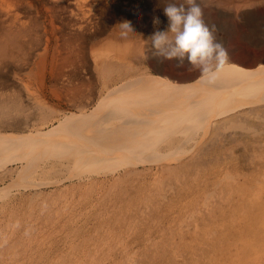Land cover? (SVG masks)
Returning <instances> with one entry per match:
<instances>
[{
    "label": "bare ground",
    "instance_id": "obj_1",
    "mask_svg": "<svg viewBox=\"0 0 264 264\" xmlns=\"http://www.w3.org/2000/svg\"><path fill=\"white\" fill-rule=\"evenodd\" d=\"M132 1L0 0V69L20 67L25 78L21 83L24 96L19 90H8L14 82L0 75V182L10 177L7 184H0V200L13 204L18 193L42 199V188H52L48 196L57 194L64 203L71 197L73 206L89 201L90 211L93 202L118 201L119 208L128 207L121 215L130 218L152 212V201L160 198L165 202L164 214L183 215L181 223L209 215L212 210L219 213L225 205L229 220H220L221 226L214 231L209 227L211 232L227 228L230 230L225 235L229 237L231 231L242 235L247 231L254 241L263 243V8L248 0L230 5L237 12L234 26L241 25L238 38L246 41V46L241 45L238 56L225 47L222 32L226 27L222 23L215 37L227 50L228 61L214 76L202 77L199 71L176 75L173 67L161 70L154 60V73L137 66L132 58L142 46L132 43L140 36L135 33L124 37L129 42L120 46L111 44L105 50L93 51L88 47L104 33L123 37L110 19L118 10L121 14L124 7L129 9ZM201 3L212 5L211 0ZM243 7L254 8L239 12ZM143 15L144 22L138 18L136 30L153 33V18ZM121 16L126 19L127 15ZM63 27L66 32L60 31ZM30 54L35 56L32 61ZM57 88H66L63 99L67 111L62 100L58 102ZM85 88L90 90L82 91ZM226 138L235 139V144L224 142L229 140ZM207 164L211 167H205ZM247 166L253 168L254 177H244ZM75 192L77 202L72 200ZM128 193H132L127 199L130 204L125 201ZM28 203L32 206L34 201ZM99 211L107 210L103 207ZM9 212L14 214L12 208ZM245 221L251 225H243ZM236 255L246 261L243 264H255L247 261V252Z\"/></svg>",
    "mask_w": 264,
    "mask_h": 264
},
{
    "label": "rangeland",
    "instance_id": "obj_2",
    "mask_svg": "<svg viewBox=\"0 0 264 264\" xmlns=\"http://www.w3.org/2000/svg\"><path fill=\"white\" fill-rule=\"evenodd\" d=\"M133 1L129 5L130 7L132 6L131 8L129 7L128 9L127 7L125 9V7L123 6L124 11L121 12V14L124 16L127 15L126 19L125 17L124 19H122L123 17L121 16L120 11L118 10L119 14L117 13L116 16L114 15V17L110 19V23L111 25H113L114 23L118 25V23H120L123 20H129L132 22V25L135 30V34L137 36L140 35L138 36L137 41L135 42L132 41V43L135 46L137 47L142 46V49L139 50L138 48L139 53L137 51L135 57L132 58L133 61H135L134 63L137 66L146 67L152 72L153 71L152 67H155L156 65L154 61H157V63L160 64V65L158 64V66L161 70H167L173 67L175 74L176 73L183 74L186 71H187L186 74H188L191 70L190 68H187L190 67V65H188L187 62H185L184 65L185 68L181 66H178L177 68V63L175 60H170L169 62L167 60H163V62L161 63L160 61L151 58L152 53L148 49L149 46L146 45L144 40L147 39L146 36L148 37L152 33L136 30L135 25L139 24L141 19H142L141 21L144 22V15L141 16L142 14H146L147 15L146 17L148 18L149 17L153 18V16L158 17L159 15V19H161L160 20L161 23L159 25L160 30L166 29L165 21L167 20V17L163 14V8L161 9L162 6L160 7L162 0H159V2H157L158 0H142V1L135 0L134 2ZM154 1L157 4L156 3L154 4ZM220 1L221 0H211L212 2L211 6H206L201 3L203 19L208 25L211 26L214 24L215 26H217L216 31H219V28L221 27L220 25H222L223 23V28L226 27L225 33H223L224 31L222 32V34H224L223 35L224 43H225L224 45L225 47L228 46L230 50H233V53L237 55L239 54L238 52L240 50L241 45L246 46L245 44L246 41H243L241 38H238L239 36L238 30L241 31V29L239 28V26L241 25L234 26V24H237L236 21H233L235 20L234 17L237 12H235V10L232 9L231 7L233 6V4L234 5L241 4L247 0H226V1L224 0V2L221 3L220 7L219 6L216 7V5L219 4ZM249 1L252 3H257L258 4L257 7H260V9L262 7L263 8L262 10L264 11V0H248V2ZM259 2L262 3L263 5L260 4ZM154 5L157 6L155 7ZM116 7L117 9L120 8V6H116ZM145 8L147 10L145 12L143 11L144 13L140 12V10H145ZM253 8L243 7L241 8L242 10L241 9L239 10V12L244 11L245 9L246 10L249 9L252 11ZM130 9L131 11H129ZM156 10H158L159 12ZM148 11H150L151 13L149 14ZM217 13L219 14L217 15ZM134 14L139 16H135ZM138 18L140 20H138ZM226 21H228L227 25L225 24ZM163 24L164 26H162ZM66 30L67 29L65 27H63V29L62 28L60 29L61 32L62 31L66 32ZM61 32H59L57 35L58 45H60L59 41H62ZM119 38L120 37H116L109 34L107 35L106 33H104L91 40L88 44V47H91L92 51L105 50L108 47H110L111 44L115 46H120L125 42H129L128 40L129 38H124V37H121L120 39ZM144 48H146V50ZM34 57L35 56L30 54L29 57L30 61L34 60L33 59ZM87 59H88L87 62L89 63V61H91V56L89 55V53L87 54ZM165 61H167V63ZM148 63L150 64L153 63L154 65L151 64L150 66V64ZM170 63L174 65L172 66ZM19 69L20 67H16L13 65L12 67L10 66V68L4 67L3 69H0V75L3 74L4 76H7V78L9 77L8 79L11 82H14V86L12 87V89H8V90H17V91L19 90L22 93L23 87L21 83L25 82L24 81L25 78H23L22 76L23 71H19ZM177 70L180 71L177 72ZM85 72L86 71H84L83 73ZM152 73H154V71ZM65 89L57 88L55 94H58L59 96L58 102L60 103V101L62 100L61 101L62 107L64 108L65 111H67L65 109L67 108V105L65 100L63 99ZM85 90L89 91L90 88L89 89L85 88L84 90L82 89V91ZM94 94L95 96L98 95L97 90L96 92H94ZM23 95L25 96L24 92ZM95 96L93 95V97ZM54 102H56L55 98H54ZM48 103L53 104L50 101H48ZM224 142H228L229 144L231 143L230 145H234L236 140L232 138L229 140H225ZM205 167L210 168L211 164H207L205 165ZM251 168H252L251 166H247V171L245 172L246 174L244 177H246L247 174H250V176L254 177L253 168L252 169ZM9 179L10 177L7 178L5 182L3 183L0 182V184L1 185H4V183L7 184V182H9ZM211 188L212 187L210 186L207 188V190H211ZM52 190H53L52 188H42L43 191L42 194L43 196L41 197L42 199H40V197H31L29 196L30 195L29 193H25L21 195H19L18 193L15 197L16 200L14 199L15 202L13 204L12 202H10L9 204L5 205L4 201L0 200V209H1L0 238H2V240L0 239V264H25V263L26 264H45V263L46 264H94V263L108 264L109 261H110L109 264H131L132 262L133 264H207V263L208 264H243L245 263L246 261H244L243 259L237 258L236 255L237 252L240 253L241 255H243V252L244 253L247 252L248 257L246 259L247 261L251 260V263L260 264V260L262 261L264 259V242L261 243L258 241H254L252 239L253 235L251 232L244 231L242 235V233H234L233 231H231L229 237H227L228 235L227 236L225 235L227 234L225 232H228L230 230V229L228 230L227 228L225 229V231H222L220 228H218V230L214 232L215 235L214 233L211 232L212 227L214 231L215 227L217 228L221 226V221L223 222L225 219H228L229 216L227 215L229 214V209H227L228 207H224L225 205H223L222 211H220L219 213L217 210L216 211L212 210L211 212H209V215L206 214L203 215V217L195 216L194 218H192V220L184 219L183 223H181L183 219L182 217L183 215L172 214V213L169 215L164 214L165 202H163L160 198H155L152 201V205H153L152 208L154 209L152 210V212L143 216L137 215V217L131 215L129 218L123 216V214L121 215L120 213L122 210H127L128 207L122 205L119 208L118 201L107 199L102 204H98V202H93L92 203L93 208L90 211L89 210L90 206H87L90 203L89 201L86 203L87 205L86 204L81 205L77 203L75 206H73L71 197L69 199L67 198V202L65 201L64 203L63 200L57 199L56 196L57 194L48 196L50 193L49 191ZM131 195L132 193L131 194L128 193V195L125 198V201H127V199L131 197ZM72 197L74 198L72 200L73 201L75 200L77 202L78 192H75V195H72ZM30 200L34 201L32 206L29 205L28 203ZM90 201L92 202L93 200ZM126 203L130 204V201H127ZM3 204L5 206L1 207V205ZM103 207L104 209L106 208L107 211L100 212L99 210ZM191 207L192 205H188V208ZM11 208L13 209L12 213H14L12 215L9 212ZM107 217L109 219H107ZM228 220L226 221L228 222ZM196 222H198L199 225L196 224ZM227 222L225 223V226ZM247 222L248 221L243 222V225L246 226ZM259 224L260 222H257L255 224L256 230L257 228H260ZM247 226H249V224H247ZM78 231L79 233L77 234ZM238 234L242 236H238ZM237 241L242 243H238ZM233 243L234 244L236 243L235 246H232ZM31 258L32 260H30ZM217 258L218 260H216ZM110 259L113 261H111ZM210 260H212L213 262Z\"/></svg>",
    "mask_w": 264,
    "mask_h": 264
},
{
    "label": "clouds",
    "instance_id": "obj_3",
    "mask_svg": "<svg viewBox=\"0 0 264 264\" xmlns=\"http://www.w3.org/2000/svg\"><path fill=\"white\" fill-rule=\"evenodd\" d=\"M167 17L166 29L160 30L159 17H153L154 31L145 41L151 58L160 62L175 60L177 66L185 62L190 70L199 71L202 77H212L228 61V52L215 37L216 26L203 19L202 0H162ZM121 36L135 33L132 22L118 23Z\"/></svg>",
    "mask_w": 264,
    "mask_h": 264
}]
</instances>
